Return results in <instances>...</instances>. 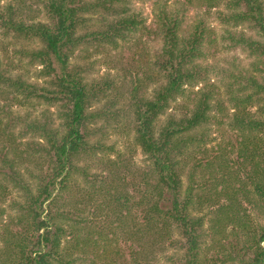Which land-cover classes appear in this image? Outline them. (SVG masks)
<instances>
[{"label":"trees","instance_id":"16d2710c","mask_svg":"<svg viewBox=\"0 0 264 264\" xmlns=\"http://www.w3.org/2000/svg\"><path fill=\"white\" fill-rule=\"evenodd\" d=\"M1 1V34L12 35L17 43L36 41L26 56L32 66H42L38 75L49 81L48 86L40 87L22 75L12 77L0 70V84L5 85L1 88H10L22 96L20 107L32 106L36 110L46 104L56 110L51 113L44 106L40 116L30 120L25 134H31V139L25 147L23 143L19 146L24 133L15 136L7 124L1 129L0 201L5 203L12 197L8 205L15 212L11 223L24 226L26 232L8 233L0 264H81L82 260H89V264H116L120 255L116 258L109 253L114 251L109 234L115 237V232L110 231L115 230V222H110L107 233V229L92 225L85 213L72 217L66 208L58 206V195L71 188L72 178L81 170L75 166L80 156L111 151L114 147L103 149V143L93 144L85 130L88 121L104 118L102 111L92 112L91 108L108 86L98 81L92 82L90 89L85 75L90 73V66L72 67L71 59L83 45L116 49L120 43L135 39L147 29L145 20L130 12L127 0H42L49 22L28 24L20 19L13 4L2 5ZM202 2L208 9L223 2L230 11L227 23L244 24L256 31V39L230 32L227 37L233 48L247 46L254 59L252 67L219 73L221 78L209 84L206 80L211 71L196 61L204 57L206 39L210 47L217 41L213 38L209 44V30H205L203 22L186 33L177 14L167 8L160 10L155 22V33L162 41L158 71L164 68L167 83L156 89L153 99H135V142L152 162L143 176L144 192L129 199L118 187L109 186L102 195L98 194L99 207L109 217L116 216L118 223L124 220L125 210L129 215L132 210L141 213L143 220L135 214L129 231V240L143 248L138 254L148 256L151 244L157 246L166 240L176 246L169 257L170 264H264V226L256 223L264 220V0ZM100 12H116L119 16L87 26L91 19L86 14ZM222 80L227 81L225 94H221L218 83ZM201 81L205 83L202 89H191L188 94L182 89L185 84L193 88ZM178 93L194 101L186 109L191 114L180 120L170 118L156 135L157 117L166 112L171 98ZM31 100L34 103H24ZM212 107L221 119L210 114ZM252 107L256 108L254 113L250 111ZM12 113L22 121L18 110ZM26 117L33 115L28 113ZM56 118L62 121L58 127L53 126ZM17 119L12 118L13 128ZM215 122L228 142H232L230 133L236 134V144L229 143L232 151L227 152L225 147L214 161L200 166L202 179L208 174H220L222 186L214 198L226 201L208 215L205 229L204 217L189 212L192 191L190 199L182 198L184 167L178 157L189 149L206 147L212 134L210 125ZM235 146L238 157L232 168L228 167L227 158ZM244 202L250 205V212L244 210ZM7 210L0 204V222ZM142 260L137 256L133 264H141Z\"/></svg>","mask_w":264,"mask_h":264},{"label":"rangeland","instance_id":"374dc122","mask_svg":"<svg viewBox=\"0 0 264 264\" xmlns=\"http://www.w3.org/2000/svg\"><path fill=\"white\" fill-rule=\"evenodd\" d=\"M9 2L16 7L20 19L25 23L49 22L42 0H2L1 4L6 5ZM202 3V0H127L130 12L139 14L144 18L145 26L150 33H148L147 29L139 32L135 39L120 43L116 49L107 46L83 45L76 50L71 59L72 67L90 66V73L85 74L86 82L90 89H92L90 86L92 82H106L105 84L108 86L106 93L103 92L100 95L101 100L94 103L91 108L92 112L102 111L104 118L88 121L85 130L90 133L89 140L93 144L103 143V149H109L113 145L114 147L111 151L89 152L80 156L75 166L81 170L72 178L71 188L58 195V206L61 209L66 208L72 217L85 213L86 216L90 217L89 220L92 225L107 229V233H110V231L115 232V237L114 234H109L110 245L114 248V251L111 250L109 253L111 255L114 253L112 257L116 258L120 255L119 262H116V264H133L137 256L143 259L141 264H170L169 257L176 251L175 243L163 240L157 246L153 244L149 246L148 256L138 254L143 248L137 242L129 240V231L132 229L135 214L143 220L140 217L141 213L132 210L131 215H129L128 210H125L124 220L118 223L115 221L116 216L109 217L106 211L104 213L103 210H100L101 201L98 200V194L101 192L100 195H102V192L107 191L109 186L118 187L117 190L120 189L121 192L127 194L129 199L132 196L138 198L140 197L138 194L144 192L143 176L152 165V162L149 160V155L135 142V99H153L156 89H160L167 83V73L164 68L161 67V70L158 71L160 68L158 63L161 61L158 59V55L161 52L162 41L158 37V33H155V22L160 10L167 8L170 12L173 11L177 14L182 19L186 33L192 31L194 27L203 22L205 30L207 31V28L209 30V44L213 38L217 41L214 47H210L207 45L206 39L205 47L203 48L204 57L196 61V64L211 71L206 80L209 84L216 82L217 78H221L220 75L228 70L250 69L254 61L250 57L247 46L233 48L232 42L227 37L232 33L235 36L245 35L246 38L256 39L259 38L256 31L249 29L244 24L235 26L227 23L226 19L230 11L223 2H219L220 4L212 9H208ZM86 16L91 19L87 26L92 24L97 26L98 23L102 22L103 18L104 20L106 18L115 20L119 14L116 12H100L91 16L86 14ZM36 45V41L34 43L31 41H20L17 43L12 35L7 37L5 33L1 34L0 31V62L2 67L0 70L12 77L22 75L25 79L35 82L40 87L48 86V79L38 75V71L42 66L38 63L32 66L31 59L26 56L29 47L32 49ZM209 47L210 51L208 50ZM225 82L227 81L218 82L220 83L221 94L226 93L227 84ZM204 85L205 83L201 81L193 88L185 84L182 89L186 90L188 94L191 89L197 91L202 89ZM2 86L5 87V85L0 84V132L1 129L6 128L5 124L11 125L10 131L15 136L20 133L23 135L24 133L25 136H22L23 138L19 140L21 144L19 142L18 144L22 147L23 143L25 147L31 139V134H25L26 126L30 120L40 116L44 106L51 113L55 112L56 107L46 106V104L36 110L32 106L20 107L18 103L22 102V96H19L10 88H1ZM186 97L185 94L178 93L171 98L166 112L159 114L154 123L156 135L159 134L162 126L166 125L170 118L180 120L184 116L191 114L186 109L187 105L192 104L194 101ZM24 103L34 102L31 100ZM214 104L212 103L213 106ZM212 108L213 110L210 114L221 119L222 116H219L220 114L217 113L215 107ZM15 110H18V115H21L22 121H19L13 115L12 111ZM250 111L254 113L256 108L252 107ZM28 113H32L33 117H26ZM12 118L17 119L14 128ZM60 123L62 121L56 118L53 126L58 127V125H61ZM219 129L221 128L216 122L210 125L212 134L207 138V146L202 148V150L189 149L178 157L180 166L184 167L183 176L181 177L183 183L182 198L184 201L187 198L190 199L189 195L191 193L189 192L192 191L189 212L195 217H204L205 229L209 225L207 223L210 220L208 215L217 207L226 203V201L221 200L218 202L214 198L222 186L220 174L215 177H210L208 174L205 179H202L199 176L200 166L204 165L205 162L214 161V157L221 155L225 147H227V152L229 149V151H232L234 148H229V143L231 145L236 144V134L230 133L232 142H228V139L223 137ZM237 157L238 149L236 148L229 155L232 162L227 158L228 167L234 168L236 166ZM11 198L5 203L0 201V204L8 209L4 214V220L0 222V259H2L1 250L9 237L8 233L18 234L26 232L24 226H17L11 223V217L15 214L8 207V205H11ZM17 199L20 200V198ZM244 206V210L250 212L248 210L250 205L244 202ZM251 214H254V212L252 211ZM110 222H115L116 228L114 231H109L107 228L110 226ZM256 223L264 226V220L260 222L256 220ZM3 225H5V228ZM254 226L256 227V224ZM254 226L252 229H255ZM228 230L230 231L231 228H228ZM105 232L104 230L103 233L105 234ZM27 236L30 238L31 234H27ZM89 263V260L81 261V264Z\"/></svg>","mask_w":264,"mask_h":264}]
</instances>
